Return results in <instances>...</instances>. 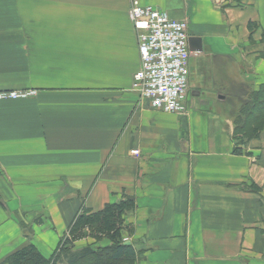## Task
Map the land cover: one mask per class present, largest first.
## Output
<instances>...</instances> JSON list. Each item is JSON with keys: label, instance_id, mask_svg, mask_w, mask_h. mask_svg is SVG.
Instances as JSON below:
<instances>
[{"label": "crops", "instance_id": "0c3cea01", "mask_svg": "<svg viewBox=\"0 0 264 264\" xmlns=\"http://www.w3.org/2000/svg\"><path fill=\"white\" fill-rule=\"evenodd\" d=\"M140 2L200 40L183 114L133 85L130 0H0V89L34 91L0 101V264L50 257L76 215L128 198L134 264H264V126L234 125L264 91V0Z\"/></svg>", "mask_w": 264, "mask_h": 264}, {"label": "built area", "instance_id": "2783aa9c", "mask_svg": "<svg viewBox=\"0 0 264 264\" xmlns=\"http://www.w3.org/2000/svg\"><path fill=\"white\" fill-rule=\"evenodd\" d=\"M128 16L138 40L140 65L132 77L135 89L153 109L185 113L188 59L192 53L185 21L170 18L164 11L143 5L140 0H130ZM33 93V90L0 89V101Z\"/></svg>", "mask_w": 264, "mask_h": 264}, {"label": "trees", "instance_id": "16d2710c", "mask_svg": "<svg viewBox=\"0 0 264 264\" xmlns=\"http://www.w3.org/2000/svg\"><path fill=\"white\" fill-rule=\"evenodd\" d=\"M264 91H260L262 94ZM258 93V94H257ZM251 93L235 113V134L244 139L264 126V97L259 92ZM261 107L260 109H257ZM250 120L248 122L247 120ZM235 153L241 150L234 149ZM130 198L117 204L106 205L103 209L90 212L83 210L76 215L53 254L44 257L33 244H28L5 259L6 264H134L136 250L132 244H125L121 230L123 215L131 210ZM84 230L95 240L106 237L109 244L104 246L86 245L76 249L74 243L85 237Z\"/></svg>", "mask_w": 264, "mask_h": 264}, {"label": "water", "instance_id": "95a60500", "mask_svg": "<svg viewBox=\"0 0 264 264\" xmlns=\"http://www.w3.org/2000/svg\"><path fill=\"white\" fill-rule=\"evenodd\" d=\"M200 40L197 37H188V44H189V49L191 51L199 50L200 49V44L198 43ZM125 244H130L128 240L124 242Z\"/></svg>", "mask_w": 264, "mask_h": 264}, {"label": "rangeland", "instance_id": "374dc122", "mask_svg": "<svg viewBox=\"0 0 264 264\" xmlns=\"http://www.w3.org/2000/svg\"><path fill=\"white\" fill-rule=\"evenodd\" d=\"M261 107H258L257 109H260ZM84 233H86V236H88L89 234V231L88 230H84ZM96 241H102V244H98L97 246L101 245V246H104L106 245L108 239L106 237H103L101 236V238L99 240H96Z\"/></svg>", "mask_w": 264, "mask_h": 264}]
</instances>
